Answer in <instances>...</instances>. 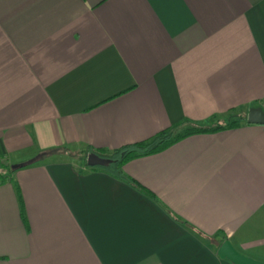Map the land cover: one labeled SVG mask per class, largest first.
Masks as SVG:
<instances>
[{
  "label": "crops",
  "instance_id": "0c3cea01",
  "mask_svg": "<svg viewBox=\"0 0 264 264\" xmlns=\"http://www.w3.org/2000/svg\"><path fill=\"white\" fill-rule=\"evenodd\" d=\"M254 107L264 0H0V264H231L226 240L263 261L264 126L189 136L125 163L127 181L10 170Z\"/></svg>",
  "mask_w": 264,
  "mask_h": 264
},
{
  "label": "trees",
  "instance_id": "16d2710c",
  "mask_svg": "<svg viewBox=\"0 0 264 264\" xmlns=\"http://www.w3.org/2000/svg\"><path fill=\"white\" fill-rule=\"evenodd\" d=\"M232 112L233 114L237 113L234 111ZM238 116H239L238 119L232 120L225 125H217L216 127H210V128H200V127H190V126L185 127L183 123L171 129L165 130L161 133H158L157 135L147 140L134 143L132 145H128L120 150L113 151L111 153H108L104 150H93V149H88L87 151H81V154H83V161L81 162L80 165L89 171L94 172L100 170L115 178H118L121 181H124L126 179L123 177L121 168L125 163L134 160L136 158L150 156L162 152L165 149L169 148L170 146L174 145L175 143L195 134L215 133L222 130H230L237 128L240 124L246 123L245 116L243 114L238 113ZM71 152L72 151H70L67 148H59V149H54L52 151H45L40 153L38 160L34 161V163L40 162V159L42 160L47 158H55V160H57L56 158H61L63 154L69 155ZM89 154H95L99 158L110 160L111 163L106 167H88L86 164V157Z\"/></svg>",
  "mask_w": 264,
  "mask_h": 264
},
{
  "label": "water",
  "instance_id": "95a60500",
  "mask_svg": "<svg viewBox=\"0 0 264 264\" xmlns=\"http://www.w3.org/2000/svg\"><path fill=\"white\" fill-rule=\"evenodd\" d=\"M246 123L250 125H261L264 126V111L260 107L250 108L246 114ZM33 161H29L26 163L12 165L10 170L12 172L17 171L19 169L25 168L31 165ZM111 163L110 160L102 159L96 156L95 154H89L86 158V164L88 167H106ZM217 256L221 260H227L231 264H264L259 261L253 260L249 257H246L240 254L235 248L232 246L230 241H224L217 250Z\"/></svg>",
  "mask_w": 264,
  "mask_h": 264
},
{
  "label": "rangeland",
  "instance_id": "374dc122",
  "mask_svg": "<svg viewBox=\"0 0 264 264\" xmlns=\"http://www.w3.org/2000/svg\"><path fill=\"white\" fill-rule=\"evenodd\" d=\"M238 117H239L238 113L231 114V115L227 116L225 119L223 118L222 120H217L213 124V127H216L217 125H225V124L229 123L232 120L238 119ZM70 151H72V152L69 155L68 154H63L62 157L61 158H57V160L71 161V162H73V163H75L77 165L81 164V162L83 161V154H81V151L78 148H76V147L71 148ZM50 159L55 160V158H50ZM36 160H38V158ZM0 171H1V173H3L4 169L3 170L1 169ZM6 171L9 172L8 170H6ZM3 174H5V172ZM244 256L249 257V258H251L253 260H256V261L261 260L259 262L264 263V260L262 261V259H259L258 257L254 256V255L245 254Z\"/></svg>",
  "mask_w": 264,
  "mask_h": 264
}]
</instances>
